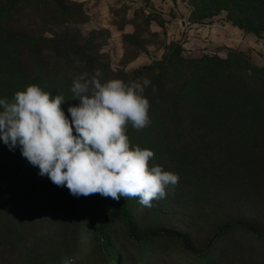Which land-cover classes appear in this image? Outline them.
Segmentation results:
<instances>
[{
	"label": "rangeland",
	"instance_id": "374dc122",
	"mask_svg": "<svg viewBox=\"0 0 264 264\" xmlns=\"http://www.w3.org/2000/svg\"><path fill=\"white\" fill-rule=\"evenodd\" d=\"M60 1L82 10L85 21L55 30L70 28L77 39L92 35L116 69L132 72L165 55L225 58L231 50L264 69L262 0ZM11 2L0 0V9ZM3 57L0 47V99L11 101L3 85L18 89L31 80L19 69L10 78L1 67ZM196 131L128 126L130 146L154 152L150 166L179 176L178 185L152 207L141 206L138 198L75 197L66 186L39 175L19 145L10 150L0 139V264H264V237L255 231L235 227L216 233L234 220L264 231V142L260 148L246 147L247 163H234L230 135L219 143L206 130ZM201 248L208 249L207 255L196 257Z\"/></svg>",
	"mask_w": 264,
	"mask_h": 264
},
{
	"label": "trees",
	"instance_id": "16d2710c",
	"mask_svg": "<svg viewBox=\"0 0 264 264\" xmlns=\"http://www.w3.org/2000/svg\"><path fill=\"white\" fill-rule=\"evenodd\" d=\"M262 6L264 9V0ZM84 15L82 10L65 6L60 0H12L6 9H0V47L5 58L1 67L5 65L10 78L19 69L26 80H31L18 89L5 83V95L12 99L17 91L35 84L53 97L63 95L66 101L61 108L66 116H71L68 108L79 105L78 100H72L70 91L77 76L84 73L91 76L99 70L102 83L110 79L126 83L148 79L151 83L145 95L150 102L149 126L164 132L182 133L190 129L196 135V129L200 128L219 143L230 135L234 163L251 160L246 153L251 143L253 147H263L264 69L254 66L242 51L231 50L225 58L204 56L176 60L165 55L162 60L127 72L110 65L100 46L94 44L96 38L92 35L77 39L71 35L70 28L61 33L55 30L78 19L84 22ZM236 23L258 32L251 23L240 20ZM120 209L131 230L128 212L122 206ZM104 227L100 226V235ZM235 227L251 229L264 237V231L258 232L241 220L225 223L216 233ZM207 251L201 248L195 256L205 257ZM238 263L245 264L241 260Z\"/></svg>",
	"mask_w": 264,
	"mask_h": 264
},
{
	"label": "clouds",
	"instance_id": "9594fccd",
	"mask_svg": "<svg viewBox=\"0 0 264 264\" xmlns=\"http://www.w3.org/2000/svg\"><path fill=\"white\" fill-rule=\"evenodd\" d=\"M100 76L96 70L73 79L72 100L79 105L68 108L71 121L61 108L65 97H53L35 84L17 91L11 101L0 99V139L10 150L19 145L39 175L66 186L75 197L138 198L141 206L152 207L178 185L179 176L150 166L154 152L131 147L126 134L129 125L140 131L151 124L145 95L151 82L102 83Z\"/></svg>",
	"mask_w": 264,
	"mask_h": 264
}]
</instances>
